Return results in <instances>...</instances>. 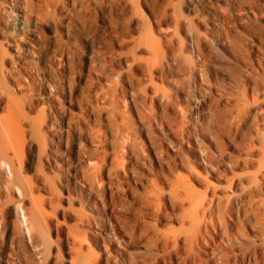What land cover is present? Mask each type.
Returning a JSON list of instances; mask_svg holds the SVG:
<instances>
[{
    "label": "rangeland",
    "instance_id": "rangeland-1",
    "mask_svg": "<svg viewBox=\"0 0 264 264\" xmlns=\"http://www.w3.org/2000/svg\"><path fill=\"white\" fill-rule=\"evenodd\" d=\"M71 262L264 264V0H0V264Z\"/></svg>",
    "mask_w": 264,
    "mask_h": 264
},
{
    "label": "bare ground",
    "instance_id": "bare-ground-1",
    "mask_svg": "<svg viewBox=\"0 0 264 264\" xmlns=\"http://www.w3.org/2000/svg\"><path fill=\"white\" fill-rule=\"evenodd\" d=\"M16 210V209H15ZM71 264H74V262H71Z\"/></svg>",
    "mask_w": 264,
    "mask_h": 264
}]
</instances>
